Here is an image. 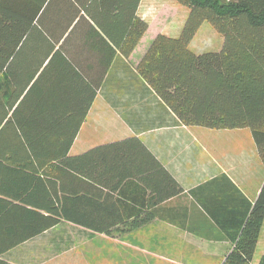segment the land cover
Returning <instances> with one entry per match:
<instances>
[{
    "label": "crops",
    "instance_id": "0c3cea01",
    "mask_svg": "<svg viewBox=\"0 0 264 264\" xmlns=\"http://www.w3.org/2000/svg\"><path fill=\"white\" fill-rule=\"evenodd\" d=\"M158 1L139 2L148 28L128 55L132 0H46L22 37L3 33L0 264L129 262L121 247L145 264H221L231 250L264 161L248 129L183 125L138 73L157 35L181 31L151 13ZM201 27L189 50H220ZM262 256L264 221L252 264Z\"/></svg>",
    "mask_w": 264,
    "mask_h": 264
},
{
    "label": "trees",
    "instance_id": "16d2710c",
    "mask_svg": "<svg viewBox=\"0 0 264 264\" xmlns=\"http://www.w3.org/2000/svg\"><path fill=\"white\" fill-rule=\"evenodd\" d=\"M45 1L0 0V38L3 33H8V38L11 33L22 37L39 20ZM140 1L132 0L133 28L131 44L123 50L126 55L148 28L135 16ZM175 1L188 12L179 35H157L138 64V73L183 125L248 129L264 161V0ZM203 22H208L223 41L218 51L195 54L189 44ZM263 221L264 183L221 264H252ZM56 224L44 223V228ZM73 224L102 233L113 227L107 223ZM135 224L142 223H132L130 228ZM257 264H264V256Z\"/></svg>",
    "mask_w": 264,
    "mask_h": 264
},
{
    "label": "rangeland",
    "instance_id": "374dc122",
    "mask_svg": "<svg viewBox=\"0 0 264 264\" xmlns=\"http://www.w3.org/2000/svg\"><path fill=\"white\" fill-rule=\"evenodd\" d=\"M164 5V6H163ZM145 6L144 2H143V7ZM163 6V7H162ZM165 9V16L167 18H169L170 23H173V26L176 28H180L182 29L186 16H187V8L184 6L179 5L175 0H159L158 4L155 8H150L149 10L151 11V13H154L156 11H159V9ZM201 32L200 34L197 36V39L200 41V43H204L205 41L210 40L211 41V36L212 33L213 35H218V33L211 27V25L208 22H203L202 23V27H201ZM154 32V29L152 27L151 29V34ZM211 34H210V33ZM150 34V35H151ZM219 36V35H218ZM117 244V243H116ZM110 247H114L116 246L117 248L120 247V245H115V243H110L109 244ZM119 249V248H118ZM120 250V249H119ZM121 250H124V254L129 257V262H118V260H116L113 264H145L143 263V251H141V248L138 247V249H125L123 247H121ZM130 253H132V255L130 256ZM115 259H117L116 254H114ZM148 264V263H146Z\"/></svg>",
    "mask_w": 264,
    "mask_h": 264
}]
</instances>
